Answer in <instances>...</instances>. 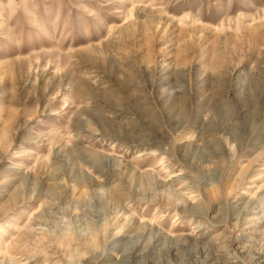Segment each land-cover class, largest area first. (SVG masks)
<instances>
[{
  "label": "rangeland",
  "instance_id": "374dc122",
  "mask_svg": "<svg viewBox=\"0 0 264 264\" xmlns=\"http://www.w3.org/2000/svg\"><path fill=\"white\" fill-rule=\"evenodd\" d=\"M0 264H264V0H0Z\"/></svg>",
  "mask_w": 264,
  "mask_h": 264
},
{
  "label": "bare ground",
  "instance_id": "6f19581e",
  "mask_svg": "<svg viewBox=\"0 0 264 264\" xmlns=\"http://www.w3.org/2000/svg\"><path fill=\"white\" fill-rule=\"evenodd\" d=\"M233 256L236 257V258H238V256L235 253L233 254Z\"/></svg>",
  "mask_w": 264,
  "mask_h": 264
}]
</instances>
